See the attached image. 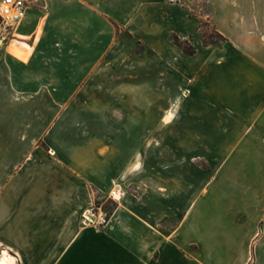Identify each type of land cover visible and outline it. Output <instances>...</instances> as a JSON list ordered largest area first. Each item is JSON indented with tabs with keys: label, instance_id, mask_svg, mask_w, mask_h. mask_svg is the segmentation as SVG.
I'll use <instances>...</instances> for the list:
<instances>
[{
	"label": "crops",
	"instance_id": "obj_1",
	"mask_svg": "<svg viewBox=\"0 0 264 264\" xmlns=\"http://www.w3.org/2000/svg\"><path fill=\"white\" fill-rule=\"evenodd\" d=\"M179 1L36 0L0 40L16 264H264V0H219L216 47Z\"/></svg>",
	"mask_w": 264,
	"mask_h": 264
},
{
	"label": "rangeland",
	"instance_id": "obj_2",
	"mask_svg": "<svg viewBox=\"0 0 264 264\" xmlns=\"http://www.w3.org/2000/svg\"><path fill=\"white\" fill-rule=\"evenodd\" d=\"M179 2L183 6L189 9V13L194 14V16L198 18V22L196 24V28L194 32V37H192V39L199 41L201 44L210 45L212 47H216L217 45H220V43L223 42V40H221L220 37L222 35L219 33L217 29L218 18H219V10H218L219 0H180ZM9 30L10 29L7 28V31ZM186 40L188 41V43L192 45L189 39ZM144 49H146V45L142 42H135L132 47V51L135 53L141 52ZM168 113L171 112L168 111L167 114ZM201 166L204 167L203 162H201ZM206 170L212 172L211 169H206ZM206 177L208 176L206 175L205 178ZM112 201L115 202L113 198L108 196L100 200L98 205H100L103 208V210H105V212H107L108 214L113 207ZM4 256H11V255L4 250L0 251V258Z\"/></svg>",
	"mask_w": 264,
	"mask_h": 264
},
{
	"label": "built area",
	"instance_id": "obj_3",
	"mask_svg": "<svg viewBox=\"0 0 264 264\" xmlns=\"http://www.w3.org/2000/svg\"><path fill=\"white\" fill-rule=\"evenodd\" d=\"M36 0H2L0 4V40L6 35L7 28L19 23L26 14L31 2ZM116 192L111 190L110 197L115 198ZM108 214L100 205L92 203L82 214V222L96 227H102L108 222Z\"/></svg>",
	"mask_w": 264,
	"mask_h": 264
},
{
	"label": "trees",
	"instance_id": "obj_4",
	"mask_svg": "<svg viewBox=\"0 0 264 264\" xmlns=\"http://www.w3.org/2000/svg\"><path fill=\"white\" fill-rule=\"evenodd\" d=\"M1 20V19H0ZM221 40H224L225 38L223 36H220ZM172 41L186 54H193L195 52V48L188 43L186 39H180L177 35H172L171 36ZM113 207L112 210L116 207V202L112 201ZM112 210L108 213L109 214L112 212Z\"/></svg>",
	"mask_w": 264,
	"mask_h": 264
},
{
	"label": "bare ground",
	"instance_id": "obj_5",
	"mask_svg": "<svg viewBox=\"0 0 264 264\" xmlns=\"http://www.w3.org/2000/svg\"><path fill=\"white\" fill-rule=\"evenodd\" d=\"M0 264H16L14 258L11 256H4L0 258Z\"/></svg>",
	"mask_w": 264,
	"mask_h": 264
}]
</instances>
